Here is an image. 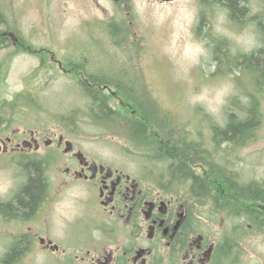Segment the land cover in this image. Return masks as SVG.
Returning <instances> with one entry per match:
<instances>
[{"label":"rangeland","instance_id":"1","mask_svg":"<svg viewBox=\"0 0 264 264\" xmlns=\"http://www.w3.org/2000/svg\"><path fill=\"white\" fill-rule=\"evenodd\" d=\"M218 6L228 8L223 0H175L162 5L149 0H0V10L6 11L4 20L12 32L9 46L0 50V141L15 132L20 139L31 131L58 136L65 133L84 153L130 171L138 170L140 164L132 161L133 156L146 155L141 141L136 143L128 131V102L119 106L117 99L105 92L110 106L121 113L119 127L108 119L96 118L94 102L83 90V71L102 68L104 79H122L136 90L134 98L150 115L147 135L164 137V124L171 123L176 136L200 137L204 149L225 157L226 166L242 182H263L264 95L257 94L252 76L240 64L244 62L241 55H250L263 46L258 25H264V0H246L245 16L231 17L227 25L230 31L238 32L243 25L255 23L259 46L247 54L232 55L234 45L213 31ZM253 10L255 14L249 15ZM193 13H197V22L191 21ZM13 38L18 39L17 46L12 45ZM197 41L210 49V59L196 55ZM218 45L225 53H217ZM229 78L249 103L250 95H256L261 116L253 141L234 148L225 143L217 145L212 137L215 120L199 106L187 103L193 91ZM249 103L242 108L246 115ZM241 107L233 99L225 111ZM198 129L200 132L195 131ZM11 155L0 153V169L15 168L20 189L26 184L24 166L30 159ZM60 166L59 160L54 167ZM202 166L196 169L199 175L205 170L208 173L209 166ZM50 209L51 236L62 248H74L77 243L70 240L76 234L72 236L70 231L82 218V208L65 198ZM200 211L203 229H211L222 241L239 242L242 252H234L232 264H264V230L253 229L243 217L222 211L215 214L210 206L200 205ZM11 219L15 218L7 220L0 213V260L2 251L27 232L22 224L16 228L20 220ZM211 220L213 226H209ZM34 223L31 220L30 224ZM37 250L32 243L29 251ZM33 257L30 255L23 264H32Z\"/></svg>","mask_w":264,"mask_h":264},{"label":"flooded vegetation","instance_id":"2","mask_svg":"<svg viewBox=\"0 0 264 264\" xmlns=\"http://www.w3.org/2000/svg\"><path fill=\"white\" fill-rule=\"evenodd\" d=\"M149 1L162 5L172 4L175 0ZM5 18L6 11L0 10V50L7 48L10 44L9 38H12ZM13 40L15 42L12 45L17 46L18 39ZM89 71L94 74H88ZM101 72L103 73L102 68H86L83 71L84 92L90 96L88 89H92L107 96L106 92L117 99L115 101L119 106L128 102L126 105L130 109L131 117L141 121L142 118L138 116L140 114L136 109L138 107H133V104L138 102L134 98L136 90L133 91L122 79H104ZM100 82L106 84L102 85ZM138 104L140 111L149 112L139 102ZM113 111L120 113L119 110ZM149 126L148 123L147 128ZM17 134L19 132L0 141V153H11L12 157L17 158L28 157L30 162L40 163L45 189L36 204L20 205L23 201L22 189L29 182L27 175L26 184L11 199L0 203L12 208H25L28 205L29 210L33 209L26 215L9 216L1 208L0 213L7 220L9 217L15 218L11 219L13 222L20 220L22 223H18L16 228L22 224L27 226V232L22 239H17V242H12L2 251L0 264L15 251L16 260L12 264H23L30 255L35 256L37 253L44 254L45 264L233 263L232 252L218 250L221 238L217 239L215 234L210 232L211 229H203L200 203L192 195L190 182H186L189 184L187 187L183 184L184 181L177 184L170 179V172L160 170L165 166L169 168L167 160H163V164L160 162L159 168L158 164L153 165L159 163V159L133 156L134 160H130L140 165L138 170L130 171L117 163L84 153L65 133L58 136L31 131L25 134L23 139L16 138ZM59 160L61 166L55 169L54 165ZM189 167L194 172L199 167L204 168L201 164L193 163H190ZM206 174L207 170L204 171V175ZM31 175L30 173V177ZM65 198H71L82 208V218L70 231L72 236L73 233L76 234L75 239L70 240L74 245L77 243L72 249H64L57 244L53 235L51 236L53 227L49 226L52 215L50 208ZM46 209L50 211L47 213ZM31 220L36 223L30 224ZM212 223L211 220L209 226H213ZM23 240L27 241L24 250L20 245ZM32 243L39 251H29Z\"/></svg>","mask_w":264,"mask_h":264},{"label":"trees","instance_id":"3","mask_svg":"<svg viewBox=\"0 0 264 264\" xmlns=\"http://www.w3.org/2000/svg\"><path fill=\"white\" fill-rule=\"evenodd\" d=\"M213 0H204V2ZM246 0H223L224 4L230 9L232 19H240L246 14L245 7ZM260 27L262 48L257 52L250 55H241L244 62L240 64L244 71L248 72L255 83L257 94L264 95V25H258ZM217 53H225V48L222 45H218L215 48ZM219 59V58H218ZM221 60V59H220ZM90 74V73H88ZM91 76V75H90ZM104 81V80H103ZM122 81V80H120ZM123 83V82H122ZM121 83V84H122ZM100 84H106L100 82ZM118 85V84H117ZM123 87V86H122ZM119 92L121 89L117 87ZM90 96L94 102L93 114L97 119H108L113 121L118 126L121 125L119 120V113H115L110 106V101L107 96H103L97 90L88 89ZM121 94V93H120ZM99 95H102L99 97ZM250 107L248 113L243 120L235 117L234 114L229 116V124L221 129L216 127L213 130V140L217 145L225 143L232 148L241 145H247L255 138V133L258 131L261 123V116L259 114V102L256 95H250ZM125 98V97H124ZM127 99V98H126ZM133 102V100L129 99ZM138 107V102L133 104V107ZM136 108L141 116L142 120L138 121L134 117H131L129 124V133L132 134V138L137 141H141L140 145L145 149V155L150 160L159 159V164L163 160H167L165 168H160L161 171L170 172V179L177 184L181 182H190L192 186L193 196H195L201 206H210V209L218 214L228 213L231 216H239L246 219L250 223L253 229L261 232L264 230V181H251L244 183L240 180L238 175L226 166L224 158L219 157L216 153L210 150L204 149L200 143L201 139L191 138L181 134L177 135V130L169 123L164 124V137L158 139V136L147 135V125L150 123L149 114L142 112ZM155 108V109H154ZM152 109V107H151ZM153 110L157 108L153 105ZM195 131H199L195 130ZM144 140V141H143ZM189 141V142H185ZM223 155V154H222ZM157 161V160H156ZM201 164L208 165L209 170L206 175H198L194 172L189 164ZM158 163H153L157 165ZM163 164V162H162ZM166 164V163H165ZM25 173L29 176V182L22 189V202L36 204L38 198L43 194L45 189V179L43 175V168L40 163L29 162L24 166ZM30 173L32 174L30 177ZM163 175V174H161ZM163 177V176H162ZM28 205L26 207L12 208V206H2L9 216L26 215L30 211ZM218 212V213H217ZM23 250L27 246V241L23 240L20 243ZM22 250V249H21ZM218 250L232 252H242L239 242L235 240L229 241V239H223L220 243ZM16 260V251L11 252L8 255V259L3 264H12Z\"/></svg>","mask_w":264,"mask_h":264},{"label":"clouds","instance_id":"4","mask_svg":"<svg viewBox=\"0 0 264 264\" xmlns=\"http://www.w3.org/2000/svg\"><path fill=\"white\" fill-rule=\"evenodd\" d=\"M253 14H255L254 10L249 13V15ZM231 20L230 9L218 6L215 23L212 25L213 31L234 45L230 48L232 55L252 52L259 46L255 23L249 22L243 25L240 31L232 32L227 27ZM191 21L197 22V13H193ZM196 55L211 58L210 49L199 41L196 43ZM233 99L238 100L242 107L233 109L230 113L226 112L225 109L229 107ZM187 103L192 107L202 108L215 120L216 126L223 129L230 122V114H234L240 120L246 117L242 108L248 105L249 99L237 90L234 81L229 78L216 82L212 87L205 86L198 91H193L187 98ZM16 173L15 168L0 169V200L11 199L18 191L21 180ZM44 261L43 253H37L32 258V264H44Z\"/></svg>","mask_w":264,"mask_h":264}]
</instances>
